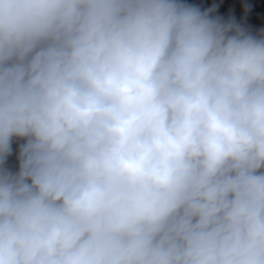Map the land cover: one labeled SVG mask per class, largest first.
<instances>
[{"label":"clouds","instance_id":"clouds-1","mask_svg":"<svg viewBox=\"0 0 264 264\" xmlns=\"http://www.w3.org/2000/svg\"><path fill=\"white\" fill-rule=\"evenodd\" d=\"M249 10L0 0V264H264Z\"/></svg>","mask_w":264,"mask_h":264},{"label":"trees","instance_id":"trees-1","mask_svg":"<svg viewBox=\"0 0 264 264\" xmlns=\"http://www.w3.org/2000/svg\"><path fill=\"white\" fill-rule=\"evenodd\" d=\"M183 2L202 8L216 4L219 14L225 18L228 17L233 8V0H183ZM245 2L249 5L250 10L247 13H237L238 22L253 31L264 29V0H245ZM18 143H14V149L18 148ZM12 164L13 166L16 165L15 156L12 158Z\"/></svg>","mask_w":264,"mask_h":264}]
</instances>
